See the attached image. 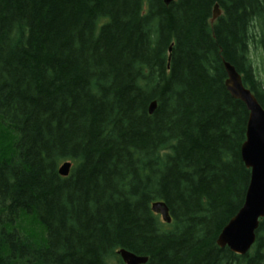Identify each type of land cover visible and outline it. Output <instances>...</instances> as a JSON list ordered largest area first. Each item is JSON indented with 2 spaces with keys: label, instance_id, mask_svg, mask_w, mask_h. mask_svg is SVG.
<instances>
[{
  "label": "trees",
  "instance_id": "trees-1",
  "mask_svg": "<svg viewBox=\"0 0 264 264\" xmlns=\"http://www.w3.org/2000/svg\"><path fill=\"white\" fill-rule=\"evenodd\" d=\"M256 58L264 0H0V264H264V218L216 244L250 178L223 61L264 108Z\"/></svg>",
  "mask_w": 264,
  "mask_h": 264
},
{
  "label": "water",
  "instance_id": "water-1",
  "mask_svg": "<svg viewBox=\"0 0 264 264\" xmlns=\"http://www.w3.org/2000/svg\"><path fill=\"white\" fill-rule=\"evenodd\" d=\"M168 4L173 0H163ZM220 14L218 5L212 10L211 22ZM226 72L225 87L230 95L241 100L247 110L248 118L245 127V139L240 147L241 159L250 170V178L246 188L242 205L237 212L227 221L220 230L216 244L220 247L227 246L233 253L243 255L255 241V230L259 220L264 218V108L258 102L254 94L243 85L241 75L228 61H223ZM156 106L152 101L148 106L151 114ZM71 163L65 161L58 167V173L67 176ZM151 210L159 214L162 221L169 223L171 216L165 202L154 201L150 205ZM117 254L124 264H144L146 256L136 255L123 248L117 249Z\"/></svg>",
  "mask_w": 264,
  "mask_h": 264
},
{
  "label": "clouds",
  "instance_id": "clouds-1",
  "mask_svg": "<svg viewBox=\"0 0 264 264\" xmlns=\"http://www.w3.org/2000/svg\"><path fill=\"white\" fill-rule=\"evenodd\" d=\"M17 138L18 137L16 136V134H14L13 132H11L9 129L0 128V155H8V154H10L13 151L12 144L14 143V141ZM25 219L26 218L22 214L21 221H18L16 227L17 228H21L22 233L27 236V235H30V233L26 232L21 227V223ZM8 228H9V231H11L12 226L9 225ZM42 231H43V229L41 228V232Z\"/></svg>",
  "mask_w": 264,
  "mask_h": 264
},
{
  "label": "rangeland",
  "instance_id": "rangeland-1",
  "mask_svg": "<svg viewBox=\"0 0 264 264\" xmlns=\"http://www.w3.org/2000/svg\"><path fill=\"white\" fill-rule=\"evenodd\" d=\"M255 63L257 64L258 71H259V74H260L261 79L263 80V86H264V63H261L257 58L255 60ZM112 264H118V262L115 261V260H113L112 261Z\"/></svg>",
  "mask_w": 264,
  "mask_h": 264
}]
</instances>
